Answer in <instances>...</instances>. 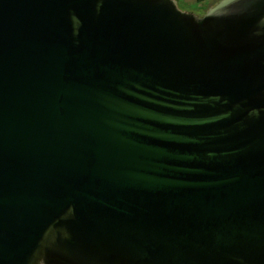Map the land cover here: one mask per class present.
<instances>
[{"label":"water","instance_id":"1","mask_svg":"<svg viewBox=\"0 0 264 264\" xmlns=\"http://www.w3.org/2000/svg\"><path fill=\"white\" fill-rule=\"evenodd\" d=\"M0 264H264V0H0Z\"/></svg>","mask_w":264,"mask_h":264},{"label":"rangeland","instance_id":"2","mask_svg":"<svg viewBox=\"0 0 264 264\" xmlns=\"http://www.w3.org/2000/svg\"><path fill=\"white\" fill-rule=\"evenodd\" d=\"M176 2L182 11H188L195 15L202 16L208 8L217 3L218 0H207L202 4L195 3L193 0H176Z\"/></svg>","mask_w":264,"mask_h":264},{"label":"trees","instance_id":"3","mask_svg":"<svg viewBox=\"0 0 264 264\" xmlns=\"http://www.w3.org/2000/svg\"><path fill=\"white\" fill-rule=\"evenodd\" d=\"M195 3H199V4H202L204 2H206L207 0H193Z\"/></svg>","mask_w":264,"mask_h":264}]
</instances>
